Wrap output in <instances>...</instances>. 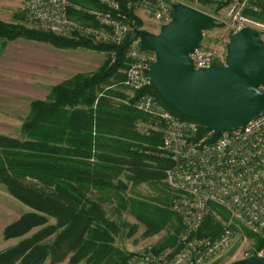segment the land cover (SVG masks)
Segmentation results:
<instances>
[{
    "label": "trees",
    "instance_id": "obj_1",
    "mask_svg": "<svg viewBox=\"0 0 264 264\" xmlns=\"http://www.w3.org/2000/svg\"><path fill=\"white\" fill-rule=\"evenodd\" d=\"M70 1L102 8L92 0ZM132 1L129 7L128 1L121 0L122 11L133 28L142 27L134 4L138 0ZM203 3L214 6L216 13L229 5ZM258 3L260 11L246 9L244 13L264 22V1ZM69 14L79 21L90 20L72 8ZM18 16L28 21L22 13ZM0 37L7 41L25 37L58 47L107 53L97 71L79 73L54 85L48 99L33 100L21 137L0 133V183L32 209L6 226L4 237H22L39 228L2 252L0 264H58L67 259L68 264H126L133 253L117 247L116 238L125 227L131 234L137 226L108 217L103 206L111 202L116 203L117 212L128 211L141 222L146 235L166 231L167 237L155 245L156 249L177 246L184 224L171 209L178 193L165 182V169L172 161L159 149L163 140L160 132L145 133L138 128V123L150 120L151 115L136 106L140 92L125 84L133 33L120 45L95 43L82 35L62 36L0 19ZM146 91L166 105L150 87ZM201 132H207L203 125ZM143 183L162 184L168 196L129 194L130 188ZM51 217L56 223H49ZM221 231L219 222L207 216L200 233L217 237ZM255 237L261 247L263 239Z\"/></svg>",
    "mask_w": 264,
    "mask_h": 264
},
{
    "label": "built area",
    "instance_id": "obj_2",
    "mask_svg": "<svg viewBox=\"0 0 264 264\" xmlns=\"http://www.w3.org/2000/svg\"><path fill=\"white\" fill-rule=\"evenodd\" d=\"M92 1L102 8L84 7L70 0H24L25 17L38 28L58 35H82L95 43L122 44L133 27L122 11L121 0ZM125 1L129 7L133 4L132 0ZM203 1L232 4L233 9L219 44H201L191 54L196 68L225 63L231 35L244 27L257 29L264 39V22L244 13L246 9L260 11L258 0H138L134 4L136 11L140 9L159 29L171 21L175 3L208 12L206 7L210 6ZM70 8L85 13L90 20L72 18ZM127 57L130 67L125 84L140 92L136 106L151 115L150 120L139 122L138 128L145 133L162 134L159 149L172 161L165 169L166 182L178 193L171 209L181 217L184 229L176 248H149L134 253L126 264H210L232 243L238 223L263 239L261 247L254 244L243 257H264V112L245 127L223 131L213 139L212 132H201L199 122L182 118L146 91L150 87L149 70L156 59L154 52L143 49L135 38ZM216 206L225 208L229 217L219 214ZM207 216L222 227L217 237L200 233Z\"/></svg>",
    "mask_w": 264,
    "mask_h": 264
},
{
    "label": "water",
    "instance_id": "obj_3",
    "mask_svg": "<svg viewBox=\"0 0 264 264\" xmlns=\"http://www.w3.org/2000/svg\"><path fill=\"white\" fill-rule=\"evenodd\" d=\"M229 21V20H228ZM208 12L183 2L174 4L170 22L158 32L134 27L143 49L154 52L150 88L176 112L196 120L214 136L245 127L264 112V39L253 27L233 33L225 63L196 68L191 54L205 31L224 27ZM229 264H264L257 255Z\"/></svg>",
    "mask_w": 264,
    "mask_h": 264
},
{
    "label": "rangeland",
    "instance_id": "obj_4",
    "mask_svg": "<svg viewBox=\"0 0 264 264\" xmlns=\"http://www.w3.org/2000/svg\"><path fill=\"white\" fill-rule=\"evenodd\" d=\"M17 9H19L18 13H22L23 15H25L24 0H0V19L10 23H24L28 26H36V24L30 21L18 20L15 17L13 19L12 13ZM232 9L233 5L231 4L223 7L219 12L216 13L214 11V6L206 7V11L215 15L218 18L219 22L229 20L228 23L232 18ZM136 15L142 19L144 28L153 32L159 31L156 23L152 19L147 17L140 9H137ZM225 31L226 26L216 27L212 30L205 31L202 45L207 47H215L217 44H219V40ZM21 100L22 98L20 99V104H23V108L19 111H16V113H19L17 115L14 112L11 115V110L8 112L6 109H0V131L11 129V133L5 134L18 138L21 137L20 125L24 120L23 118H25L27 114V110L29 109V102L25 98H23V102ZM123 179L125 180L124 176ZM129 194H135L141 197L148 198L163 195H166L167 197L168 189H164L162 184L152 186L150 184L143 183L137 187L130 188ZM170 195L172 196L173 193H170ZM171 199L173 200V197ZM103 207L106 211L107 216L117 221L118 223L125 221L137 226L136 230L131 234L129 227H125L123 231L120 232V235L117 236L115 242V245L117 247H119L123 251L133 254L148 250L149 248H151L153 251L161 250L159 248L156 249L155 245L165 240V238L167 237L166 231L163 230L155 235H146L145 226L134 216H132L128 211H121L120 213L117 212L115 202L105 203ZM215 209L223 217H229V213L225 208L216 206ZM28 211H32V209L15 198L13 195H11L7 191L6 187L0 183V254L7 249L14 247L24 237L31 236L34 232L39 230V228H35L22 237H14L9 239L4 237L5 227L19 219L24 213ZM49 223H56V219L51 217ZM254 234V232L246 228L243 224L238 223L236 227V234L232 243L228 247L223 249L220 253H218L210 264H229L233 261L244 258L243 256L245 252L250 251V247L254 244L257 245V240L255 237V235L257 234ZM169 247L176 248V246ZM68 261L69 260L67 259L58 264H68ZM47 264L51 263L47 261Z\"/></svg>",
    "mask_w": 264,
    "mask_h": 264
},
{
    "label": "crops",
    "instance_id": "obj_5",
    "mask_svg": "<svg viewBox=\"0 0 264 264\" xmlns=\"http://www.w3.org/2000/svg\"><path fill=\"white\" fill-rule=\"evenodd\" d=\"M18 11L12 13L13 19L19 18ZM106 59L107 53L90 48L58 47L25 37L7 41L0 37V109L11 110L12 115L23 108L20 99L25 98L29 102L26 118L33 100L48 99L54 85L79 73H93ZM0 133H11V129Z\"/></svg>",
    "mask_w": 264,
    "mask_h": 264
}]
</instances>
